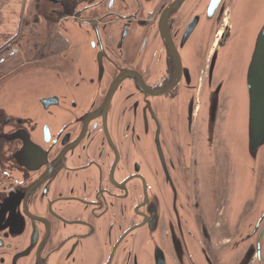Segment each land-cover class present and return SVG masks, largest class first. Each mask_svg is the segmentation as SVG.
Wrapping results in <instances>:
<instances>
[{"label": "flooded vegetation", "instance_id": "flooded-vegetation-1", "mask_svg": "<svg viewBox=\"0 0 264 264\" xmlns=\"http://www.w3.org/2000/svg\"><path fill=\"white\" fill-rule=\"evenodd\" d=\"M207 1L21 0L8 14L0 264H264V211L236 203L220 133L218 198L203 188L201 94L231 23L204 21ZM196 17L205 48L180 71Z\"/></svg>", "mask_w": 264, "mask_h": 264}, {"label": "water", "instance_id": "water-1", "mask_svg": "<svg viewBox=\"0 0 264 264\" xmlns=\"http://www.w3.org/2000/svg\"><path fill=\"white\" fill-rule=\"evenodd\" d=\"M218 22L231 17L226 41L216 47L201 94L202 143L199 147L200 174L208 199L218 198L221 187L216 158L218 133L226 144L233 167L236 203H254L259 214L264 211V0H211L201 17L213 16ZM196 17L181 43L184 58L179 70H187L198 47L205 48V38L198 30ZM227 28V27H226ZM201 36V38H200ZM200 38V40H196ZM189 46V48H188ZM190 99L197 106L200 72L195 76ZM185 102V97H184ZM186 103V102H185ZM225 109L218 130L221 108ZM196 110V108H195ZM4 112H0V156ZM187 147H191V119H188ZM254 220V219H253ZM184 225L178 220V227ZM4 227V198L0 200V230Z\"/></svg>", "mask_w": 264, "mask_h": 264}, {"label": "rangeland", "instance_id": "rangeland-1", "mask_svg": "<svg viewBox=\"0 0 264 264\" xmlns=\"http://www.w3.org/2000/svg\"><path fill=\"white\" fill-rule=\"evenodd\" d=\"M15 2L17 3L18 7L15 6V8L12 6V0H5L4 1V19H3V23L5 24V22L11 18V16H8L9 13H13V12H16V11H20V2L21 0H15ZM8 12V13H6ZM6 14V15H5ZM9 21V20H8ZM7 21V22H8ZM6 26V25H5ZM14 28V27H13ZM5 29V27H4ZM1 38V41L3 42L2 45L0 46V63H1V59L4 58V53L2 52V49L4 48V41H6V37H4V32L3 34L0 36ZM0 107H4V68H0ZM195 187H197V184L195 183V181H193V188L195 189ZM220 245V244H219Z\"/></svg>", "mask_w": 264, "mask_h": 264}, {"label": "crops", "instance_id": "crops-1", "mask_svg": "<svg viewBox=\"0 0 264 264\" xmlns=\"http://www.w3.org/2000/svg\"><path fill=\"white\" fill-rule=\"evenodd\" d=\"M4 1L5 0H0V36L3 34L4 32V23H3V19H4ZM12 6L15 8V6H17V3L15 2V0H12ZM8 13V12H6ZM2 41L0 38V46L2 45Z\"/></svg>", "mask_w": 264, "mask_h": 264}]
</instances>
